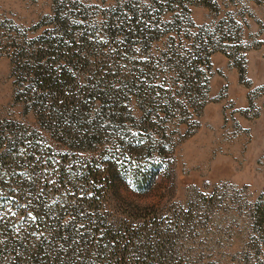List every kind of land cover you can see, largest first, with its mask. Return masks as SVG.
I'll return each mask as SVG.
<instances>
[{
    "label": "rangeland",
    "instance_id": "1",
    "mask_svg": "<svg viewBox=\"0 0 264 264\" xmlns=\"http://www.w3.org/2000/svg\"><path fill=\"white\" fill-rule=\"evenodd\" d=\"M38 64L70 89L65 130L33 109ZM7 151L0 264L28 240L73 264H264V0H0Z\"/></svg>",
    "mask_w": 264,
    "mask_h": 264
},
{
    "label": "trees",
    "instance_id": "2",
    "mask_svg": "<svg viewBox=\"0 0 264 264\" xmlns=\"http://www.w3.org/2000/svg\"><path fill=\"white\" fill-rule=\"evenodd\" d=\"M209 58H207L208 61ZM205 64L208 62L204 59ZM62 75V74H59ZM62 77V76H59ZM34 78L37 81H41L39 85V90L44 92V96L51 95L50 100L41 99L40 102L35 103L34 111L37 113L39 119H42L43 123L49 122L51 127H55L60 125L62 130H65V127L70 124L68 119L72 121L78 120L80 114L78 113V109L75 105H73V101L70 98V94L66 91L70 89L64 88L63 84L59 81V78L55 74L52 73V67L45 66L44 64H38L34 72ZM30 93V90H28ZM70 128V127H69ZM71 129V128H70ZM4 142V141H3ZM32 153V151H26V156ZM0 160L9 159L10 161L18 162V153L12 154V152H2L0 154ZM1 163V161H0ZM21 164V161L19 163ZM2 167L0 166V171ZM29 183L24 184V186L28 187ZM24 187V188H26ZM6 189V188H5ZM41 208H32L26 212L27 218L30 220V228H34L38 224L41 226H45L47 223V216L44 213L40 212ZM70 234V231H69ZM65 241V240H63ZM62 241L63 250L52 253L54 246L49 241L45 240L42 242H31L28 240V244L31 246H23L19 247L18 250L24 254L19 256L18 263L26 262L27 264H73L71 262V253L74 251L70 248V244ZM71 251V253H70ZM89 264H93V261H89Z\"/></svg>",
    "mask_w": 264,
    "mask_h": 264
}]
</instances>
